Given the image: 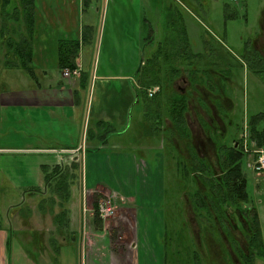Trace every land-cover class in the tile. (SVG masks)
<instances>
[{"label": "crops", "instance_id": "1", "mask_svg": "<svg viewBox=\"0 0 264 264\" xmlns=\"http://www.w3.org/2000/svg\"><path fill=\"white\" fill-rule=\"evenodd\" d=\"M157 1L0 0V264H12L11 260L15 264H77L73 250L80 252L81 264H203L201 259L210 260L208 242L214 236L206 235L204 225L167 220L173 203L163 202L169 194L174 209L181 191L171 193L173 181H184L182 174L170 171L168 193V147L165 158L150 152L146 159H138L132 151L138 145L127 143L119 134L141 102L142 81L148 79L141 69L152 55L155 38L161 32L162 37L177 36L178 29H184L189 38L183 17L173 6ZM175 1L182 7L183 0ZM5 40L14 44L5 45ZM66 41L80 45L75 68L79 77L65 78V69H60L59 46ZM227 66L233 67L229 62ZM174 79L175 85L180 83L178 77ZM203 81L216 95L210 80ZM141 118L143 125L146 112H141ZM11 134L17 141L25 139L22 148L28 151L21 152L34 156L29 170L39 185L28 190V206L24 193L12 186L14 199L8 208L3 200L8 197L6 189L24 175L18 170L15 175L4 158ZM190 154L196 156L193 150ZM78 163L82 174L79 181L70 183V199L54 204L43 167L65 169ZM158 163L164 165L163 172ZM115 192L127 203L119 205V216L111 222L96 220L95 195ZM213 226L225 230L226 237L220 234L213 240L229 242V253L236 254L233 241L247 243L245 223ZM184 256L190 261L185 263Z\"/></svg>", "mask_w": 264, "mask_h": 264}, {"label": "rangeland", "instance_id": "2", "mask_svg": "<svg viewBox=\"0 0 264 264\" xmlns=\"http://www.w3.org/2000/svg\"><path fill=\"white\" fill-rule=\"evenodd\" d=\"M156 3L158 5L161 4L162 6H173L176 14L183 17V20L185 21V23H187V30L189 33L191 42L190 46L192 51H198V53H202L204 52V50H206L207 46H209L211 50L218 54V58H220L222 61L229 62L233 66L228 72H226L223 68L219 70L216 63L217 57L207 56L208 66L205 69V74L210 80V85L213 88L214 93L216 95L221 94V91L219 90L220 86H218L217 81L219 80L220 82H222L220 85L224 86L223 90L226 97L231 99L234 105L232 108H221L217 100L211 99L212 105L218 106V109L220 110L219 113L224 121V124L221 127L220 125L218 126L215 123L211 124L207 121H201L203 127L206 130H209L213 142L215 144L217 143L219 149L217 150L218 157L222 159V157L224 158L225 156L224 147H230L234 145V142L237 141L238 138H242L244 132L246 131V127L249 126V122H247L249 121L248 118L261 112L264 113V85L261 83L262 77H259L257 74L253 73L247 68V63L244 56L247 54H253L255 53V51L258 52L259 49L261 50V52L255 55H257L258 57L263 56L264 58V40L263 43H259L258 48H255V43L258 40L259 36L262 34L264 28V26H262V19L264 18V0H238L237 2H233V0H183L182 7L175 0H158ZM226 7L229 8L230 13L232 12L233 14H235V17H226ZM158 18L162 19L160 15H158ZM100 21L101 20H98V24H100ZM162 21H164V19H162ZM162 35L163 33L161 32V34H159V36L155 38V40H157V43L154 44L152 48L153 50H155L158 44L163 41L164 37H162ZM147 41H150V39L148 38ZM147 44H149V42H147ZM262 63L264 66V61H262ZM197 65V61L195 60L193 61V63L185 66V72L187 70L186 77L194 76L204 78V76H202L201 74L198 75L197 71L194 72V70H190V67L191 69H195ZM244 65L247 71L244 70ZM217 75H219V77L216 78ZM262 79L264 82V76ZM177 85L182 84L179 83ZM171 94L173 95V92ZM174 94L176 96V93ZM170 98L171 97L167 93L159 95L156 104L158 105V112L160 117L158 118V115L156 114L150 116V118L147 120L145 119L142 128L141 112H146L143 100L141 99L140 104H137L136 107L134 106L135 112L133 113V115H131L123 131L119 134L123 136V139L131 145H140L142 141L143 145L139 147L132 146V151L134 152L135 156H142L146 159V154L152 152V156L164 157L165 152L167 151V149L165 148V145H167V143L166 140L164 142V139L161 138L162 134L160 131L164 129L163 122L161 120L168 115V111L170 108ZM197 104L206 111L209 109L208 102L203 98V96H197ZM201 123H199V126H202ZM147 125H151L153 129L160 127L159 133L154 135L153 138L150 134H147V136L145 137V132L149 130L146 128ZM260 127L264 129V122L260 123ZM155 132H157V130H155ZM138 137H141L142 140L140 141ZM24 140L25 139H19L17 141V139L15 138V134H11L8 136L9 149H7V152L4 155L5 160L9 163L8 167L9 169H14L15 171L18 170V172H24V175L18 176L16 171L14 174L18 176L17 180H15V182L11 181L8 185V188L6 189L8 197L3 198V200L5 201V204L9 203L8 208H10L12 200L14 199V197L11 196V192L9 191L12 186L17 187L22 193H24V203L25 206H28V198H26V195L29 193L28 190L32 188L35 189L39 185V181L36 179V174L33 173L32 170H29L32 166V157L34 156L29 152H21L22 150L28 151L26 150V148H22L25 147L26 144L24 143ZM212 146L214 145L211 143L209 145L210 148H208L204 152H201L200 162H206L204 159H208L213 164H216L217 161V169L219 170L218 166H220V160L218 161L216 149L214 151ZM256 147L257 145L255 144V148ZM259 149L264 148L259 147ZM167 154L169 158V160H166V165H168L169 162V171H167V177L169 178L168 193H170V185L172 184L173 178L170 171L175 173L177 171L176 166H178L179 163L185 161L180 160V157L182 156L178 155L176 148L173 146L168 147ZM254 156V154H252V156L251 154H247V156L243 158L242 170L247 179V192L250 198V202L248 205L254 206L257 209V213L260 219L262 244L259 247V253L252 257L251 261L252 264H264V175L258 176L249 167V163L251 162L252 158H254ZM139 158L140 157H138V159ZM158 165L159 172H163L164 165H161V163H158ZM68 168H71V166H68ZM70 172L78 173V171L74 170H70ZM180 176L181 175H178V177ZM79 179L80 177L71 180L75 183L79 181ZM172 185H174V188L176 189V182L173 181ZM43 189L44 184L40 188V191ZM12 193H16V191L12 190ZM172 193L174 195V192ZM37 195L39 196L40 194L37 193ZM100 195H102V198L107 196L105 194ZM112 195H115L117 207L114 211V215L105 219V221L107 222H111L119 216L121 208H119V205L127 204L125 203L126 201H124L123 199L121 200V197L116 192ZM102 198L100 200H102ZM185 199H188V197H185ZM168 202H170L169 194L166 196L163 205ZM170 209L172 210V212H175V210L177 209L181 210L182 202L177 201L174 209H172V207H170ZM180 219L184 220V217H180ZM12 244L15 251V243L12 242ZM232 244L237 255H240V257H242V255H245L243 249L237 250L236 242L233 241ZM220 245V251H222L223 254L218 260L221 262L215 260L217 259L215 250L210 249V256H212V258L213 256H215L213 260L217 263L234 264L232 260L233 256H231L232 253L228 252L229 242L225 240V242H222V244ZM224 246H227L228 250H226ZM71 254L77 258V264H81L80 252L73 250ZM184 259L185 263L190 261V258L187 256H184ZM222 261H224L225 263H222ZM201 262H203V264H213L212 261H207L208 263H206V261L204 262L202 259ZM10 263L15 264L14 261L12 262V260Z\"/></svg>", "mask_w": 264, "mask_h": 264}, {"label": "trees", "instance_id": "3", "mask_svg": "<svg viewBox=\"0 0 264 264\" xmlns=\"http://www.w3.org/2000/svg\"><path fill=\"white\" fill-rule=\"evenodd\" d=\"M226 17H235V14L230 13L229 8L226 7ZM6 26V24H5ZM8 28L6 27V31ZM90 30V29H89ZM4 31V28L2 30ZM175 31V30H173ZM179 30L177 31V36L173 34V36L169 35L163 38V41L160 42V46L152 52V55L146 59L144 67L142 70V76L146 74L148 79L142 81V100L144 103V108L146 110V120L150 118V116L159 115L157 99L159 95L163 93L169 94L170 102H169V111L168 117L170 119V123L176 126L181 132H186V118L185 114L187 113V97L181 96L173 93L171 87L174 85V78L179 77L183 70H181V66L185 67L193 61L199 59V62L202 63L203 60L207 59V56H210L212 50H204L202 53H194L191 50L190 42L186 31ZM5 35V33H4ZM2 32L0 34V46H1V38ZM5 45H12L11 41L5 40L3 42ZM20 44V43H19ZM80 45L78 42L70 41V42H62L59 46V66L61 70L70 69L74 70L77 66V58L79 54ZM246 63L248 64V69H250L253 73L257 74L259 77L264 76V66L258 62H252L245 57ZM199 65V63H197ZM195 67L194 70L197 71L198 75L203 72H206L204 66L201 65L199 68ZM187 72V70H186ZM190 81L194 84L198 82L197 77L191 76ZM208 82L201 81L196 84L207 85ZM154 87L159 88V92H157L152 98L148 96V90ZM157 112V113H156ZM163 122V119L161 120ZM249 133L251 135V140L254 141L259 148H264V129L260 127V123L264 122V113L256 114L249 119ZM159 133L160 127L153 129V132ZM235 144L237 147H235ZM225 156L221 159V177L219 178H210L209 181L206 178H203V174H201V178H198L205 187L209 185L210 191L203 193H194L192 198L193 206H195L194 212L198 217H203V213H207V205L204 200L208 201V203L214 208L215 215L219 216L218 213L219 207L231 205L232 207H238L242 212L244 223L248 227L247 234V246L244 251L245 255L241 257L242 262L244 264H252L251 258L254 257L257 253H259V247L261 246V232H260V219L257 213V209L254 206H249L250 198L247 192V179L242 170V160L247 154L244 152L242 147V138L237 140L234 145L224 147ZM179 163L176 166V172L182 174L184 177V186L189 189H194L193 180L196 181L192 175L200 172L204 173L203 169L200 167L191 168L190 166H186ZM67 168V169H66ZM62 169L60 166H55L50 168L48 166L43 167V171L45 174V182L47 187L54 193L52 196L53 203L58 204L61 202H66L70 199V183L73 179L80 177L82 174V166L80 163L73 164L71 168L66 167ZM70 170L78 171V173H71ZM191 177V178H190ZM189 178V179H188ZM72 179V180H71ZM214 183V184H213ZM213 188V189H212ZM199 197V198H198ZM102 198V195L97 194L94 202V218L102 222L103 220L98 215L99 208V199ZM191 200V201H192ZM243 207V208H242ZM208 215H211V212H208ZM226 213H224V216ZM223 216V217H224ZM58 218V217H57ZM217 229V226H205L204 232H213L214 229ZM221 228V227H220ZM222 229V228H221ZM224 230V229H223ZM225 231V230H224ZM212 236V234L210 233ZM214 239V237H213ZM248 256V259H247Z\"/></svg>", "mask_w": 264, "mask_h": 264}, {"label": "flooded vegetation", "instance_id": "4", "mask_svg": "<svg viewBox=\"0 0 264 264\" xmlns=\"http://www.w3.org/2000/svg\"><path fill=\"white\" fill-rule=\"evenodd\" d=\"M238 1V0H237ZM236 1V2H237ZM264 40V36L260 35L258 40L255 43V48H258L259 43H263ZM261 52V50L258 49V52L255 51V53L253 54H247L244 55L245 57L248 58V60L252 61V62H260L262 65V61H264L263 56L262 57H258L255 54H259ZM210 56H214L217 57L216 63L218 65L219 70H221L222 68L228 72L230 71V68L227 66L228 62H224L222 61L220 58H218V54L216 52H214L212 50ZM197 63H200L204 66L205 70L207 68V64H208V59L203 60L202 63L199 62V59L196 60ZM247 68H248V64H247ZM181 70L182 73L180 74V76L178 77L180 79V84L182 85H173L171 87L172 92L181 95V96H186L187 99V113L185 114V118H186V132H181L176 126H174L172 123L169 122L170 119L168 117H164L163 118V127L164 129H162L160 132L162 134L161 138L164 139V142L166 140L167 145H165V148L167 147H175L178 155H181L182 157H180V160H184L185 162H183L186 166H190L191 168H194L195 166L198 168H202L204 171V173H196L194 175H192L191 177H194L196 179V181L193 180L192 184L194 189H189L186 188L184 186V182H176V189L173 188L171 193L174 192L175 194L180 193L181 194L178 195V201L182 202V212L181 210H176L177 212H172L170 213V215H168L169 217L167 218L168 221H179L180 217H184L185 222H189L190 224L192 223H198V224H202L204 226H212V225H220L223 223H233V224H240V222L244 223V219H243V215L242 212L240 211V209L238 207H232L231 205H224L222 207H219L218 213H222L219 214V216L215 215L214 212V208L208 203V201L204 200L206 203V207H207V213L204 212L203 213V217H198L195 212V206H193V200L192 198L195 197L194 193L195 191L198 193H203L205 194L206 192L210 191V187L209 185L207 187H205L200 181H198V178H201V174H203V178H206L208 181L210 178H219L221 177L222 173H221V167H219V170L217 169V161L216 164H213L212 162H210L208 159H205L206 162H200V158L198 159L196 156H201V152H204L205 150H207L208 148L205 146L210 145L211 143L214 145L212 146V148L216 149V152L218 149V145L217 143L215 144L211 138L210 132L209 130L206 132L205 128L203 126H199V122L200 120L206 121V119H209V121H211V123L217 124L218 126L220 125L222 127V125L224 124L223 119L220 116L219 113V109L218 106L215 108V105H212L211 103V99L217 100L219 103V106L221 108H232L233 102L231 99L227 98L222 85L218 84V86H220L219 90L221 91L220 95H214L213 93H210V91H208V89H206L205 85H200V84H196L201 82L202 80H209L207 79L208 77L206 76L205 72L201 73L202 76H204V78H200L197 77V80H199L198 82H196L195 84L190 81V79H188L187 81H184L183 79H185L184 77H186V72H185V68L183 66H181ZM250 70V69H249ZM251 71V70H250ZM226 74V73H225ZM219 77V75L216 76V78ZM218 82H220L219 80H217ZM207 82V81H206ZM202 90V91H200ZM218 90V91H219ZM208 91V92H207ZM171 92V93H172ZM207 100L208 102V107L209 109L206 111L204 109H202L198 104H197V96L202 97ZM194 113V114H193ZM193 116V117H192ZM169 121V122H167ZM198 123V126H197ZM142 124H141V128H142ZM147 129H149L148 131L145 132V137L147 136V134H150L151 137L153 138L154 135H156V132H153V128L150 125L146 126ZM138 139L141 141L142 138L138 137ZM145 139V138H144ZM239 140V138H238ZM151 142V141H149ZM237 142V141H235ZM234 142V143H235ZM143 145L142 141L140 143L139 146ZM137 146V145H136ZM211 147V146H210ZM209 147V148H210ZM235 147H237V145L235 144ZM191 150H195L196 156L195 155H191L190 152ZM198 153V154H197ZM207 153V152H205ZM217 158L219 161V164H221V159L218 157V152H217ZM190 177V178H191ZM189 179V178H188ZM174 186V185H173ZM184 196V198H183ZM185 197H188V199H185ZM192 200V201H191ZM170 202H174L173 205L175 204L174 199L170 200ZM172 205V206H173ZM171 206V207H172ZM190 207V208H189ZM243 208V207H242ZM170 209V208H169ZM208 212H211V215H208ZM224 213H226V215L224 216ZM192 216V218H191ZM224 216V217H223ZM210 233L212 234V236L210 235ZM226 232H224L223 230L219 229V228H215L213 232H206V235H210V237H221L220 234H223L224 237H226ZM222 240V239H221ZM222 242H225L224 240L222 241H215V240H210L208 243H210L209 248L211 250H215V255L217 257V259H215L216 261H219L218 259L220 258V256L223 254L221 250V245ZM241 245L237 243V250H241L243 249L245 251L247 244L244 243L242 241ZM226 248V250H228L227 246H224ZM239 247V248H238ZM231 256H233V262L234 264H244L242 262V259L239 255L237 254H232ZM215 256H210V260H208V262L212 261L213 264H220L217 263L216 261H214ZM221 262V261H219ZM222 263H225L224 261H222Z\"/></svg>", "mask_w": 264, "mask_h": 264}, {"label": "built area", "instance_id": "5", "mask_svg": "<svg viewBox=\"0 0 264 264\" xmlns=\"http://www.w3.org/2000/svg\"><path fill=\"white\" fill-rule=\"evenodd\" d=\"M237 0H233L236 2ZM63 76L65 78L71 77H79L80 72L79 70H70L65 69L63 72ZM159 91L158 88H152L148 91V96L153 97ZM254 141L251 140V135L249 133L248 127H246V131L242 136V147L244 152L247 154H254V158H252L251 162L249 163V167L258 175H264V149L255 148ZM113 194V193H112ZM107 195L102 200H99V208H98V215L102 220H105L109 217L114 215V211L117 207V203L115 200V195Z\"/></svg>", "mask_w": 264, "mask_h": 264}]
</instances>
